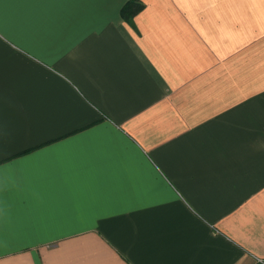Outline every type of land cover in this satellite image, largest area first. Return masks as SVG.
Instances as JSON below:
<instances>
[{"label":"crops","instance_id":"0c3cea01","mask_svg":"<svg viewBox=\"0 0 264 264\" xmlns=\"http://www.w3.org/2000/svg\"><path fill=\"white\" fill-rule=\"evenodd\" d=\"M0 0V264H259L264 0Z\"/></svg>","mask_w":264,"mask_h":264},{"label":"trees","instance_id":"16d2710c","mask_svg":"<svg viewBox=\"0 0 264 264\" xmlns=\"http://www.w3.org/2000/svg\"><path fill=\"white\" fill-rule=\"evenodd\" d=\"M143 7V4L139 0H127L121 8L122 18L130 24L132 23V17ZM260 264V263H259Z\"/></svg>","mask_w":264,"mask_h":264},{"label":"built area","instance_id":"2783aa9c","mask_svg":"<svg viewBox=\"0 0 264 264\" xmlns=\"http://www.w3.org/2000/svg\"><path fill=\"white\" fill-rule=\"evenodd\" d=\"M256 261L260 264H264V258H257Z\"/></svg>","mask_w":264,"mask_h":264},{"label":"snow or ice","instance_id":"6c2138e0","mask_svg":"<svg viewBox=\"0 0 264 264\" xmlns=\"http://www.w3.org/2000/svg\"><path fill=\"white\" fill-rule=\"evenodd\" d=\"M3 176V172H2V170H0V177H2ZM0 188H2V185H0Z\"/></svg>","mask_w":264,"mask_h":264}]
</instances>
